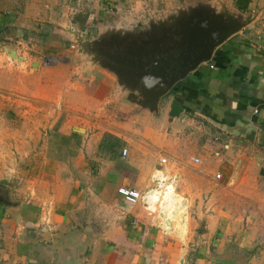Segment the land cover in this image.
<instances>
[{
    "label": "crops",
    "instance_id": "1",
    "mask_svg": "<svg viewBox=\"0 0 264 264\" xmlns=\"http://www.w3.org/2000/svg\"><path fill=\"white\" fill-rule=\"evenodd\" d=\"M48 3L0 0V29L11 28L15 37L30 32L28 23L44 24L48 19ZM231 3L236 8L234 0ZM109 6L118 15L123 12L121 5ZM134 8L136 12H149L148 5L143 10ZM160 14L157 12L158 17ZM246 14H252L250 23L217 46L210 61L179 81L172 94L159 101L157 113L128 101L113 73L98 64L90 67V83L80 90L84 103L78 109L87 113L94 110L101 116L99 111L106 105L109 119L117 127L109 131L119 142L118 147L108 151L102 145L96 149L90 146L88 150L84 143L80 154L66 162L47 158L44 150V178L31 179L30 184L46 187L43 203L47 207L39 210L31 200L0 205V264H219L209 255L250 249L236 242L234 246L231 239L223 242L234 229L231 231L226 223L224 212H211L216 211L212 205L219 196L221 178L210 176L219 168L224 173L239 169L240 186H247L250 172L264 170V0H249L243 10ZM98 29L95 27L96 34ZM9 36L1 35L3 39H11ZM19 56L14 60L23 62L24 57ZM16 62L0 53V110L2 97L9 95L33 105L37 98L48 99L62 107L60 94L65 80L50 86L49 65L44 63L46 67L38 65L34 70L32 61L25 67ZM41 74L48 79H42ZM172 100L182 108L178 117L169 115ZM6 122L8 119L0 115V124ZM88 122L76 117L65 119L60 122L64 123L60 131L79 133L81 138L94 141L93 132L89 135L90 130H86ZM35 137L34 132L23 136L28 141ZM98 139L100 135L95 143ZM31 147L28 142L26 155L34 154V145ZM123 149L127 150L124 158ZM197 156L200 164L193 162ZM163 157L167 163L160 165ZM165 172L169 179H176V195H182L187 207H192L190 216L181 210L169 218L165 206L155 208ZM152 181L156 182L154 187L158 181L157 189H151ZM119 188L149 192L144 200L151 208L148 204L145 208L142 201L127 202L118 193ZM28 189L31 195L37 192L31 186ZM16 191L20 194L22 188ZM154 209H160V214ZM168 209L171 214L176 207L169 204ZM166 220L169 226L164 224ZM173 235L181 241L187 235L186 248ZM183 249L186 252L181 258ZM249 256L247 264L263 259L256 254Z\"/></svg>",
    "mask_w": 264,
    "mask_h": 264
},
{
    "label": "rangeland",
    "instance_id": "2",
    "mask_svg": "<svg viewBox=\"0 0 264 264\" xmlns=\"http://www.w3.org/2000/svg\"><path fill=\"white\" fill-rule=\"evenodd\" d=\"M220 3L226 4L232 10L234 8L231 0H49L47 6L49 13L45 14L48 19L45 18L44 24L28 23V30H30L28 37H23L22 35L15 37L12 35L8 37H11V39L2 38L0 53L3 54L5 59L16 62L13 60L14 58L12 59L10 57V54L7 55L6 51L1 50L2 45H8L9 48L15 50L16 57L19 54L26 58L23 62H20L21 60L16 62L21 67H25L30 61L35 62L36 60L39 61V65L42 67H46V64L49 65L50 67L48 69H51L52 73L49 81L51 83L50 86L54 85L52 83H61L63 80L66 81V84L63 85L60 94L62 97V107H56L58 105H55L53 101H48V99L37 98L35 105H33L32 103L26 102V100H20L18 96L9 95L6 98L2 97L4 104L0 110V115L7 118L8 122L0 124V131L2 132V139L0 140V181L4 184V187L0 188L4 191V196H1V198L11 204H19V201L31 200L33 206L42 210V208L47 207L43 203L47 199L46 195H44V189L46 187L37 186L36 183L31 185L30 180H41L44 178L43 171L41 170L44 150L46 151L47 158L50 157L54 161L66 162L73 161L72 158L80 154V149L83 148L82 145L84 143L86 147L88 146V150L90 146L96 149V147L101 148V145L109 147L113 142L119 143L113 138L115 135L109 131L110 127L113 129V126L116 127V125L109 119L108 113L110 110H108L106 105L99 111L102 112L101 116L95 115L96 111L94 110L87 113L78 109V106H82L84 103L83 98L80 96V90L84 85L86 86L90 83L91 66L93 64L97 66L94 56L83 54V52L81 53L77 50L79 46L81 47L79 39L82 38L80 37L82 27L89 28L92 25L100 27L98 29L100 31L98 38H100L104 35L103 33L110 30L114 31L112 27L108 29L107 23H113V25L119 26L122 21L120 17L123 19L126 18V20L140 18L143 13H140V11H138L139 13L136 12L135 6H138L139 10H143L144 6L148 5L149 14L155 15L157 12L161 13V16H159V24L163 20L169 19V15L175 16L180 11L188 10L198 4L211 5L217 11H220ZM109 5L123 6L121 16L118 13H114L116 12L115 10L110 11L108 8L110 7ZM166 5L167 7H165ZM156 10L158 11L156 12ZM73 19L76 21L75 23H72ZM73 30H76L74 35L72 34ZM41 31L48 33L47 38H42L37 35L39 33H33ZM15 39L21 44H18ZM37 68L38 66L32 67L34 70ZM40 76L42 79H48L46 76L43 78V74ZM43 83L42 80L41 85ZM4 95L7 94L4 93ZM69 105L72 107H68ZM73 117L79 120L87 119L89 121L86 125V130H90L89 135L93 132L95 139L97 135H100L97 143H95V139L91 141L89 138H81L82 135L79 133L71 131L69 133H63V131H60L64 124H60V122L65 119L70 120ZM119 119L122 120V117ZM65 130H68V128ZM27 132H34L36 137L28 141V139L23 138ZM28 142L30 147L34 145V154L26 155ZM194 158H198V156ZM83 161L85 162V159ZM168 161L171 163L169 158ZM199 161L200 164V157ZM169 166L167 169L171 172ZM196 168H199V166H195L194 169ZM239 172V169H237V172L227 170L225 173L220 168L218 171L213 170L210 176L213 179L221 178L218 183L221 185L218 190L219 196L212 205L216 211H210L212 213L218 211L224 212L223 216H226V223L231 228V231L234 229L227 236V239L223 240L224 243L228 239H231L234 242V246H236V242L237 244H241L242 247L244 245L243 248L245 246L250 247L249 250L242 249L241 255L243 257H250L249 253L252 255L256 254V257L261 256L260 258H263L262 260H258L257 264H264V184H262V181L264 182L262 179L264 170L250 172L247 175V186L243 185V183L240 186L241 178ZM176 173L175 171L173 174ZM198 173L200 174L199 171ZM164 174L166 175V180L159 187V202L155 208H158L160 205L165 206L169 218L180 214L181 210L184 212L186 210L190 216L191 210H193L192 207L189 209L186 204V198L184 197L185 199H183L182 195V197L177 196L175 193L174 185L176 179H169L167 172ZM217 174L220 175L219 178L216 177ZM155 180H158V178ZM158 181L156 187H154L156 182L152 181V185H150L152 187L151 189L158 188ZM29 186L37 190L34 195L29 194ZM17 188H22L20 194L16 191ZM146 193L140 192L141 195H146ZM199 195L201 200H203L201 190ZM208 198L207 194L204 201L206 202ZM147 204L151 208L148 202ZM169 204H173L176 207L175 211L171 214L168 209ZM201 204L203 205L200 202ZM46 210L45 208L44 211ZM148 212H151V210H148ZM154 212L155 214H160V209H154ZM187 235L184 241L177 239L174 235L173 238L186 248ZM185 252L186 250H181V258L185 256ZM216 255L219 256V254ZM249 264H256V262H250Z\"/></svg>",
    "mask_w": 264,
    "mask_h": 264
},
{
    "label": "water",
    "instance_id": "3",
    "mask_svg": "<svg viewBox=\"0 0 264 264\" xmlns=\"http://www.w3.org/2000/svg\"><path fill=\"white\" fill-rule=\"evenodd\" d=\"M219 10L211 5L198 4L175 16L170 15V23H159L160 32L152 33L140 43L131 37L129 31H112L100 38L98 33L96 41L117 48V52L106 56L107 60L94 59L100 67L114 74L128 101L157 113L159 101L172 94L179 81L201 63L210 61L217 46L252 20V14L243 15L242 10H232L224 3H220ZM1 48L13 59L15 50L8 45ZM38 65L37 60L31 64L32 67ZM181 110L178 102L172 100L169 115L178 117ZM0 203L11 205L1 197ZM142 203L147 206L146 200ZM164 224L169 226L171 223L166 220ZM209 257L219 264H247L249 258L243 257L241 251Z\"/></svg>",
    "mask_w": 264,
    "mask_h": 264
},
{
    "label": "flooded vegetation",
    "instance_id": "4",
    "mask_svg": "<svg viewBox=\"0 0 264 264\" xmlns=\"http://www.w3.org/2000/svg\"><path fill=\"white\" fill-rule=\"evenodd\" d=\"M159 19L160 18L158 17L157 13H156V18H155V15L149 14L147 11V12L143 13V15L140 18H137L135 20H128V19L126 20V18H124V21L120 22L121 25L118 26V25H113V23H107V25H108L107 27H108V29H111V27H112L114 31H120L121 33H125V32L128 33V31H129V33L131 34V37L134 40H136L138 43H140L141 41L147 40L148 36L151 35L152 33H159L160 27H158V26L161 23L168 24L171 21V18H169V19L163 20V22L158 24ZM75 22L76 21L73 19L72 23H75ZM92 26L95 27V25H92ZM154 26H157V27H154ZM152 27H154V29ZM97 28H100V27H97ZM90 29H91L90 27H89V29L82 27V32H81V36H80L82 38L79 39L81 47L80 46L78 47L79 48V49H77L78 51H80L81 53L83 52V54H89L91 56H94V58L98 57L99 60L100 59L101 60H107L106 56L114 54L115 52H117V50H116L117 48H115V47H110L106 44L98 43L96 41L98 34L93 35L91 33ZM110 32H112V31L110 30L108 32L103 33L104 35L102 37L107 36L108 35L107 33H110ZM75 33H76V30H73L72 34L74 35ZM76 46H78V45H76ZM97 63L98 62H96V64ZM169 96H170V94H167L165 97H169ZM3 192L4 191H2V189H0V197L4 196Z\"/></svg>",
    "mask_w": 264,
    "mask_h": 264
},
{
    "label": "trees",
    "instance_id": "5",
    "mask_svg": "<svg viewBox=\"0 0 264 264\" xmlns=\"http://www.w3.org/2000/svg\"><path fill=\"white\" fill-rule=\"evenodd\" d=\"M248 3H249V0H234L235 7L238 8V9H242V11L247 8ZM83 19H85V18H83ZM10 31H12V30H11V28H8V27H5V28L0 29V42L3 41V39H2L3 36L1 37L2 34L4 36H9V35L11 36V35H13V31L12 32H10ZM90 31L93 32V35L96 34L95 28L94 29L91 28ZM29 33L30 32L25 31L24 34H22V35H23V37H28ZM33 33H39L37 35L41 36L42 38H47V36H48V33L47 32H44V31H41V32H33ZM117 144H119V143L113 142L109 147H107V146H104V147H105V149H107L108 151H110V150L118 147ZM0 205H3L4 206L5 204L0 203Z\"/></svg>",
    "mask_w": 264,
    "mask_h": 264
},
{
    "label": "built area",
    "instance_id": "6",
    "mask_svg": "<svg viewBox=\"0 0 264 264\" xmlns=\"http://www.w3.org/2000/svg\"><path fill=\"white\" fill-rule=\"evenodd\" d=\"M263 58H264V56H263ZM121 156L124 158V157H126L127 156V150L126 149H123L122 151H121ZM193 162L195 163V164H199V158H193ZM167 163V160H166V158H161L160 159V165H164V164H166ZM217 178H219L220 177V175L219 174H217V176H216ZM118 193L122 196V197H124V199L127 201V202H129V203H136V202H138V201H142V200H144L145 199V195H141L140 194V192H138V191H136V190H129V189H124V188H119L118 189Z\"/></svg>",
    "mask_w": 264,
    "mask_h": 264
},
{
    "label": "bare ground",
    "instance_id": "7",
    "mask_svg": "<svg viewBox=\"0 0 264 264\" xmlns=\"http://www.w3.org/2000/svg\"><path fill=\"white\" fill-rule=\"evenodd\" d=\"M13 58L16 59V60L19 59L18 57H16V52L13 54ZM157 176H158V175H157ZM148 193H149V192H148ZM148 193L145 195V197L148 195Z\"/></svg>",
    "mask_w": 264,
    "mask_h": 264
}]
</instances>
